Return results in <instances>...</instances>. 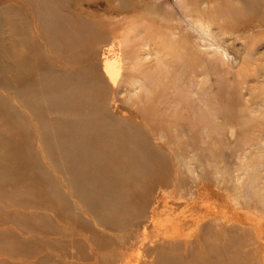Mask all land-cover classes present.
<instances>
[{"label": "rangeland", "instance_id": "obj_1", "mask_svg": "<svg viewBox=\"0 0 264 264\" xmlns=\"http://www.w3.org/2000/svg\"><path fill=\"white\" fill-rule=\"evenodd\" d=\"M30 1L0 0V100L17 114L13 117L10 111L0 109V264H153L154 241L167 240L164 237L170 235L165 232L173 229L180 218L191 216L187 203L193 205L195 197L192 200L190 189L197 186L205 188L199 206L223 201L221 191V195L224 192L229 196L233 207L264 219V203L243 198L250 172H260L264 177V0H258L250 9H244V5V11L234 13L226 22L207 11L212 27L207 36L187 18L188 7L184 8L183 2L188 0H50L52 18L43 17L44 10ZM204 2L211 9L217 3L221 8L243 6L240 0H189V10ZM64 16L69 25L64 24ZM198 17L196 13L194 19ZM130 19H138L141 28H157L173 37L169 46L178 50V61L186 66L196 57L207 60V68L200 65L193 71L198 76L196 80L203 81L194 97L207 91V125L192 133V146H182L191 159L198 154L205 157L200 163L194 162L191 169L177 167L171 163L175 154L164 147L160 153L171 162L162 169L160 164L153 165V171L164 179L165 175L172 179L176 174L188 176V186L172 181L167 189L163 183L157 185L140 175L121 196L129 206L128 213L119 225L111 226L100 219L101 211L86 207L69 183L68 174L58 169L44 145L42 130H59L56 119L62 115L45 102L29 105L24 95L54 92L61 87L58 78L64 73L81 71L96 89L90 71L100 61V48L108 43L110 31H123ZM146 49H151L152 55L146 56L142 70L154 69L158 58H173L160 46ZM18 62L26 65L23 71L16 68ZM187 69L185 75L190 78L193 73ZM157 92L159 96L156 93L149 103L145 87L128 96L121 94L111 102L103 128L111 131L115 139L117 133L123 132L119 126L124 121L151 140L156 132H175L167 112L158 109L161 105L165 111L167 100H172V90L160 88ZM86 93L92 96L89 88ZM113 94L97 90L93 111L98 115L107 111L103 104ZM78 95L84 97V89ZM114 146L107 145L103 151L110 152ZM122 170L126 179L139 174V169ZM238 173H244L242 179L233 180ZM46 174L53 180H47ZM190 178L196 179V184ZM146 184L148 190L144 193L141 189ZM210 186L219 193L211 190L212 197L207 198ZM263 186L261 179L260 189ZM164 189L169 190V195ZM159 195L169 207L177 208V213L167 211L164 201L158 204ZM182 210L184 214L177 220L176 214ZM253 252L242 263L264 264V244ZM200 253L202 256L205 251ZM221 261L236 264L235 258L227 256Z\"/></svg>", "mask_w": 264, "mask_h": 264}, {"label": "bare ground", "instance_id": "obj_2", "mask_svg": "<svg viewBox=\"0 0 264 264\" xmlns=\"http://www.w3.org/2000/svg\"><path fill=\"white\" fill-rule=\"evenodd\" d=\"M240 1H243L241 7L236 4L238 7L230 5L221 8L217 3L211 9L207 6V2H204L203 5L201 4L202 6L197 3L198 5L194 9L189 10L188 0L183 2V7H188L186 12H189V17H187L190 18L189 21L193 20L194 25L200 31L199 33H204L207 36V31H212L211 21H207V11L215 12V14L213 13L215 17L226 22L227 18L234 13L244 11V5V9H250L258 2V0ZM30 2L44 10L43 17L47 15L52 18V2L50 0H31ZM201 9L203 10L201 11ZM205 11L206 13H204ZM200 12L204 16L200 17ZM196 13L199 14V17L194 19ZM137 20L130 19L131 23L127 24L123 31H110L108 43L100 48V61L90 71V80L94 82L96 89L91 87L88 83L89 77H86L83 74L84 71H81L79 72L81 75L78 72L64 73L62 77L58 78L59 83L62 82L61 87L54 92L52 90L47 93L37 91L24 93L29 105L45 102L62 115L56 119L57 124L60 123L59 130H42L41 136L44 145L58 169L68 174L69 183L75 188L73 189L79 194L78 196L84 200L86 207L92 211H101L100 219L111 226L119 225L128 213L129 206L121 196L126 191L125 187L129 186L130 189L134 180L138 179L140 175L154 180L157 185L163 183L167 189L171 186L170 183H173L172 181L176 182L175 185L179 182L188 186L190 183L189 181L186 184L188 176L185 178L176 174L172 179L169 175H165L167 179H164L163 176H157V172L153 171V165L160 164L162 169L163 166L171 162L166 155L160 153L164 147L175 154L171 163L177 167L190 168L194 162L200 163L205 157L203 154H198L191 159L188 157V152L184 153L182 146H192L193 135L199 129H205L207 125V91L204 94L201 91L197 94L200 97H194L196 90L203 85V81L198 82L196 80L198 76L193 72L200 65L207 68L205 64L207 60L196 57L186 66L183 62L178 61L181 59L176 54L178 50L171 49L169 46L173 42V37L162 34L157 28H141L140 22L138 23ZM63 22L69 25L67 16L63 17ZM67 33V35H71V31L67 30ZM216 33L219 34L217 30ZM152 45L165 48L167 54L172 53L173 58L169 61L158 58L154 69L142 70L141 67L145 64L146 56L152 55L151 49L146 48H150ZM16 68L23 71L26 65L23 62H18ZM186 69L193 73V76L188 78L187 75L188 77H186ZM140 87H145L148 103L157 95L159 96L158 89L164 88L165 90L169 87L172 90V100H167L165 111H162L161 105L158 109L161 112H167L174 123L173 130L175 132L169 134L156 132L155 139L151 140L149 135L147 136L137 128H132L130 122L124 121L119 126L123 132L117 133L115 139L111 131L103 128L106 125L104 121L107 117L106 114L111 110V102H116L117 97L121 94L128 96L136 92ZM86 88H89L92 96L86 93ZM81 89H84V97L78 95V91ZM97 90L103 92L110 90L114 94L116 93V96L113 94L108 97L107 103L103 104L107 111L101 112L100 115L93 111L98 100L93 97L97 95ZM196 102H198V108ZM201 104H204V107H200ZM0 109L10 111L13 117L17 116L16 111L2 100H0ZM169 129L171 132V125ZM153 143L156 145L153 146ZM107 145L115 146L112 151L104 152L103 148ZM123 168L129 172L131 169H139V174L135 177L129 175L126 179L123 176ZM246 171L248 170L246 169ZM190 173L192 175V172ZM243 175L244 173H238L234 175L233 180L238 181L242 179ZM198 176H204V174ZM46 179L53 180L47 174ZM190 179L196 184V179ZM261 179L264 177H261L260 172H250L249 184L243 197L247 202L250 199H256L258 202L264 203V186L261 189L259 187ZM167 189H164L166 194L169 191ZM216 189L211 186L207 188V198L212 197V191L218 192ZM147 190L148 185L146 184L141 191L145 193ZM204 190V187L198 186L195 187V190L190 189L192 200L195 197V201L192 206L187 203L189 211H191V216L187 217L192 218L188 220L187 217H184L181 220L180 215L184 214V210H182L181 214H176L175 218H180L177 219L178 222L175 220L177 225H175L176 223L172 224L175 227L165 232L170 235L164 237L167 240L160 241L157 238L154 241L156 244L153 264H221V258L225 260L226 256L231 259L235 258L236 264H243L242 261L252 257L253 249L264 244V219H256L246 214L250 211H241L233 207L232 202L228 199L229 196H226L227 194L224 192V195H221V191L219 195L223 201L218 204L212 202V205L207 203L205 207L200 203L201 206H199V202L205 196ZM162 197H166V195L162 194ZM156 199H158L156 201L158 204L164 201L160 200V195ZM165 206L167 211L171 210V213H177L178 209L169 207L168 202H165ZM203 209L204 211H201ZM153 213L156 215L157 206ZM206 218L207 221L204 222ZM247 248L251 249L247 250ZM201 250L205 251L202 256ZM224 255L225 257H223Z\"/></svg>", "mask_w": 264, "mask_h": 264}]
</instances>
